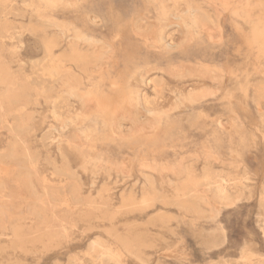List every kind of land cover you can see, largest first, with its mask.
<instances>
[{
	"label": "rangeland",
	"instance_id": "1",
	"mask_svg": "<svg viewBox=\"0 0 264 264\" xmlns=\"http://www.w3.org/2000/svg\"><path fill=\"white\" fill-rule=\"evenodd\" d=\"M60 1L0 0V264H264V0Z\"/></svg>",
	"mask_w": 264,
	"mask_h": 264
},
{
	"label": "bare ground",
	"instance_id": "2",
	"mask_svg": "<svg viewBox=\"0 0 264 264\" xmlns=\"http://www.w3.org/2000/svg\"><path fill=\"white\" fill-rule=\"evenodd\" d=\"M62 2H65L66 0H61ZM60 1V2H61ZM71 1V0H70ZM74 1V0H73ZM76 1V0H75ZM78 1V0H77ZM226 1V0H225ZM250 2H251V0H233L231 3H230V5L231 4H233V5H235V7H237V6H241V5H249L250 4ZM67 3V2H66ZM76 3V2H75ZM227 3V2H226ZM70 4H71V2H70ZM68 5V4H67ZM194 7V6H193ZM193 9V8H192ZM197 13V12H196ZM93 14H91V15H89L90 17H89V22H90V24H94L95 26H98V25H100L103 21V19H101V17L99 16V15H97L98 16V20L96 19V18H94L93 16H92ZM190 16L192 17V18H195V20H196V14H195V11L193 10L191 13H190ZM190 16H188V18L190 17ZM210 16V15H209ZM183 17H185L184 15H181V16H178V15H174V14H172V13H167L166 15H163V18H162V24H164V23H167V24H169L170 26L172 25V24H174V22L173 21H175L176 23H181L180 22V20L183 18ZM190 17V18H191ZM203 17V18H202ZM200 19H202V20H200V22L201 21H203V22H201L202 23V26H204L205 28H207L208 30L210 29L209 27L210 26H208L210 23H211V20L209 19V17H205V16H202ZM211 18V17H210ZM184 19V18H183ZM191 20V19H190ZM192 20H194V19H192ZM199 20V19H198ZM213 20V19H212ZM107 21V20H106ZM186 21V20H185ZM188 21V20H187ZM191 22V21H190ZM199 22V21H198ZM197 22V23H198ZM199 22V23H200ZM175 23V24H176ZM192 23H193V21H192ZM196 23V24H197ZM70 25V27L71 28H69V27H67V26H69ZM88 24L89 23H86L85 21H83V22H75V23H68L67 21H63V22H60V25L58 26V28H61V30L63 31V34H65V33H67L68 31H71V37H70V39H69V41H68V46L70 47V50H69V54H67V56L66 57H68V59H72V60H77L78 58L79 59H81V58H85L84 60H86V61H88L89 60V56H88V53L90 52V48L92 47V46H90V48L88 49L87 48V54L84 52L85 50H83V48H84V46H82V45H90L92 42L90 41L91 40V36L89 35V29H88ZM174 24V25H175ZM186 24V22L183 24L182 23V25H185ZM191 24V23H190ZM190 24H188V25H186V26H189ZM125 25V24H124ZM82 28H81V27ZM191 26V25H190ZM189 26V27H190ZM197 26V25H196ZM128 27V26H127ZM90 28V27H89ZM132 28H133V26H132ZM193 28L195 29V27L193 26ZM193 28H192V30H193ZM91 29V28H90ZM125 29V28H124ZM199 29V28H198ZM211 29H212V27H211ZM127 30V29H126ZM133 30H134V32H139V30L136 28V26H135V29L133 28ZM142 30V29H141ZM140 30V31H141ZM186 30V29H185ZM188 30H190V29H188ZM197 30V29H196ZM196 30H194V31H196ZM206 30V29H205ZM132 32V31H131ZM192 33H193V31H191ZM210 32V31H209ZM126 33H128V32H126ZM141 33V32H140ZM186 33H189V31H187ZM48 34V33H47ZM185 34V33H184ZM194 35H196L195 33H193ZM246 34V33H245ZM247 34H250L251 35V31H249V33H247ZM246 34V35H247ZM129 35V34H128ZM188 35V34H187ZM192 35V34H191ZM93 37V36H92ZM95 37V36H94ZM125 38V37H124ZM165 37H161V39L163 40ZM189 38H190V36H189ZM126 39V38H125ZM184 39V38H183ZM199 39H202V38H199ZM98 40V39H97ZM203 40V39H202ZM202 40H199V41H202ZM252 41H255V42H257L258 43V45L260 44V45H262V43H263V41L261 40V38L260 37H257V36H253L252 37V39H251ZM89 42H91L90 44H89ZM95 42V41H94ZM106 43H107V41H105ZM123 42H125V41H123L122 40V42L121 43H123ZM203 42V41H202ZM204 44V43H203ZM99 45V44H98ZM163 45H164V49L166 50V49H169V48H171L172 46H174L172 43H167V42H163ZM101 46V45H100ZM122 46V45H121ZM175 46H177L176 44H175ZM111 47V46H110ZM127 47H128V45H127ZM263 47H264V45H263ZM121 48V47H120ZM126 48V47H125ZM124 48V49H125ZM179 48V47H178ZM104 49H106V48H104ZM113 49V48H112ZM119 49V48H118ZM107 50V49H106ZM116 50V49H115ZM174 50V49H173ZM101 51V50H100ZM105 51V50H104ZM114 52V51H113ZM117 52H118V50H117ZM124 52H126V51H124ZM84 53L86 54V55H84ZM91 53H93V52H91ZM97 52H95V54H96ZM115 53V52H114ZM113 53V54H114ZM120 53V52H119ZM133 53H137L138 54V52H133ZM94 54V53H93ZM98 54V53H97ZM96 54V55H97ZM131 54V53H130ZM108 56L109 57V55H110V53H107V54H103V57L104 56ZM116 55V53L114 54V56ZM126 55H127V52H126ZM164 55V54H163ZM106 56V57H107ZM135 57H137V56H135ZM172 57V56H171ZM47 58V57H46ZM109 59V58H108ZM112 59V58H111ZM126 59V58H125ZM67 60V59H66ZM65 60V61H66ZM114 60V59H113ZM169 60V59H168ZM166 61V60H165ZM114 62V61H113ZM170 62V61H169ZM78 63V62H77ZM170 64V63H169ZM173 65V64H172ZM95 66V65H94ZM187 67V66H186ZM186 67H184V68H186ZM72 68V67H71ZM138 68H140V67H138ZM166 68V67H165ZM188 68V67H187ZM186 68V69H187ZM193 68H195V67H193ZM193 68H190L189 67V70H192ZM73 69V68H72ZM174 69V68H173ZM176 69V68H175ZM178 69V68H177ZM176 69V70H177ZM183 70V69H182ZM188 70V69H187ZM138 71V70H137ZM197 71H198V75L199 76H205V74L204 73H208V71L206 70V69H203V68H197ZM74 72V71H73ZM143 72V71H142ZM146 72H148V71H146ZM68 74H71V72L70 73H68ZM67 74V75H68ZM73 74V73H72ZM144 74H145V70H144V72L143 73H141V77H142V80H143V82H145V83H147V79H146V77H144ZM63 80V79H62ZM154 82H156V81H154ZM157 82H159V81H157ZM160 82H161V80H160ZM162 83V82H161ZM157 84V83H156ZM158 84H160V83H158ZM261 84V83H260ZM65 85H66V82H65ZM69 85H71V84H69ZM67 86H68V82H67ZM149 86V85H148ZM157 86V85H156ZM159 86V85H158ZM131 88H133V87H131ZM130 88V90H131V92H132V90L133 89H131ZM154 89H156V88H154ZM89 93V92H88ZM205 94V92L202 90V91H194V92H189V94H186V95H184L183 93H181V92H177V95H178V97L180 98V99H183V100H185V99H187V100H190V101H193L194 100V98L195 99H201L202 97L204 98V94ZM130 94H132V93H130ZM81 96H83V95H81ZM81 96H79V97H81ZM132 95H130V97H131ZM154 96V95H153ZM82 98V97H81ZM132 98V97H131ZM131 98H130V101H131ZM83 99V98H82ZM81 99V100H82ZM137 103H138V106H137V109H136V111L139 113L137 116H135V118H134V120L133 121H131L132 123H138L141 127H143L144 126V124H145V121H146V118H144L145 117V115H142V114H145V113H148V114H156V113H159L158 112V110H155V109H153V108H151V107H148V106H146L147 104L146 103H148L149 102V100H148V98L146 97V95H143V94H139V95H137ZM86 100V99H85ZM84 100V101H85ZM83 101V100H82ZM88 101V100H87ZM7 102V101H6ZM83 103V102H82ZM88 103V102H87ZM132 103H134V101L132 102ZM84 104V103H83ZM129 104H131V103H129ZM146 104V105H145ZM132 105V104H131ZM134 105V104H133ZM60 107H61V102L60 101H57V100H55V98H54V100H53V103H52V108L53 109H51L52 110V113H53V115H54V117L56 118V119H64V115L62 114V112H60ZM93 107V106H92ZM86 108V107H85ZM88 108H89V106H88ZM135 109L136 108V105H135V107H132L131 106V108L130 109ZM136 112V113H137ZM134 114V113H133ZM153 116V115H152ZM117 117V116H116ZM157 117H159L158 115H157ZM132 118H133V116H132ZM121 119V118H120ZM148 119V118H147ZM69 120H71V118H69ZM55 121H57V120H55ZM64 122V121H63ZM117 122V121H116ZM118 122H119V120H118ZM74 122L72 121L71 122V124H73ZM70 124V125H71ZM147 124V123H146ZM65 125V124H64ZM115 125L117 126L118 125V127L119 128H121V123L119 122L118 124H116L115 123ZM55 125L53 124L52 125V128L54 127ZM72 126V125H71ZM147 126V125H146ZM145 127V126H144ZM56 130H57V128H56ZM220 195V194H219ZM223 200V199H222ZM226 200H228V198H226Z\"/></svg>",
	"mask_w": 264,
	"mask_h": 264
}]
</instances>
